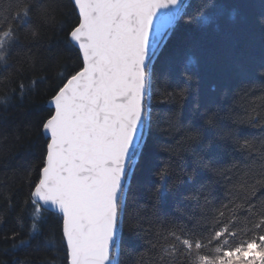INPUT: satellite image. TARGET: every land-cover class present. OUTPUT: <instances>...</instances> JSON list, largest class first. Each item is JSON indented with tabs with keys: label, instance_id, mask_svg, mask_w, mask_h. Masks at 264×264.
I'll use <instances>...</instances> for the list:
<instances>
[{
	"label": "snow or ice",
	"instance_id": "6c2138e0",
	"mask_svg": "<svg viewBox=\"0 0 264 264\" xmlns=\"http://www.w3.org/2000/svg\"><path fill=\"white\" fill-rule=\"evenodd\" d=\"M70 4L61 32L79 64L31 103L38 156L19 202L31 231L42 235L37 224L58 216L66 264H122V255L132 264H264V5L255 18L248 0H238L221 31L222 0L195 8L188 0ZM51 10V0H17L0 17V49L8 44L11 55L26 30L36 35L51 21ZM257 26L258 50L244 40ZM173 45L192 53L186 64L196 67L181 57L179 83L160 93L177 108L161 121L153 115L156 66ZM210 78L213 94L205 95ZM37 82L20 79L12 91L30 99ZM256 92L260 105L250 100ZM149 146L165 159L153 169L150 214L141 215L129 211L128 197ZM18 235L5 242L15 246Z\"/></svg>",
	"mask_w": 264,
	"mask_h": 264
},
{
	"label": "trees",
	"instance_id": "16d2710c",
	"mask_svg": "<svg viewBox=\"0 0 264 264\" xmlns=\"http://www.w3.org/2000/svg\"><path fill=\"white\" fill-rule=\"evenodd\" d=\"M17 0H0V17H7L15 9ZM197 6L201 0H188ZM238 0H222L228 8V15L221 24L223 31L231 21L232 5ZM51 21L32 35L25 31L21 36V45L10 49L11 55L5 53L4 60H0V264H66L64 250L60 246L58 216L48 215L47 223H38L37 227L43 233L31 231V221L26 214H22L19 202L27 192L25 179L26 169L30 164L36 162L38 156V136L31 129L34 117L31 114V103L43 99L51 87L59 82L61 73H66L79 64L76 53L65 46V39L61 27L72 19V6L70 0H51ZM251 5L249 12L255 18L259 17L264 5V0H248ZM3 21L0 20V23ZM262 39V33L257 26L248 31L244 40L254 49L258 50ZM192 53L182 52L180 48L173 45L161 54L157 62V86L153 101L154 118L161 121L176 110L177 102L169 100L160 93L163 88L172 91L179 83V72L176 70L181 66V57L185 58V66L195 68L196 65H187L186 59ZM11 65V67H9ZM21 69H29L22 72L20 77L17 72ZM22 79L26 86H31L32 80H37L34 86V95L30 99L20 98L17 92L18 80ZM46 81V82H45ZM214 79H207L202 84V93L213 94ZM260 93L256 92L250 100L257 105L261 104ZM183 103V115L181 121L186 124L190 118V109L193 98L188 97ZM166 126V125H164ZM259 135V129H253ZM174 136L176 133L173 134ZM213 135L209 128L205 133V139ZM199 151V148L196 149ZM216 148L213 146L212 151ZM165 159L161 153L159 159L153 155L152 147L149 146L145 160L136 170L131 183L129 193V211L139 212L141 215L150 214L151 209L147 205L150 185L155 180L154 167ZM190 163V154L185 155ZM34 178V177H33ZM7 197H11L14 206L7 208ZM135 218V217H134ZM145 227L147 224L145 223ZM18 232L17 242L14 246L11 240L5 242V236H11ZM24 240V245L19 241ZM143 251V250H141ZM122 264H132V257L122 255Z\"/></svg>",
	"mask_w": 264,
	"mask_h": 264
}]
</instances>
